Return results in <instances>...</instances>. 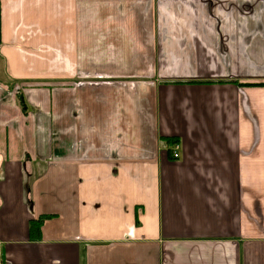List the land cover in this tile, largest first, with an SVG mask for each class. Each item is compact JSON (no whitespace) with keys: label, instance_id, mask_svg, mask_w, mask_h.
Wrapping results in <instances>:
<instances>
[{"label":"crops","instance_id":"1","mask_svg":"<svg viewBox=\"0 0 264 264\" xmlns=\"http://www.w3.org/2000/svg\"><path fill=\"white\" fill-rule=\"evenodd\" d=\"M0 252L264 264V0H0Z\"/></svg>","mask_w":264,"mask_h":264},{"label":"trees","instance_id":"2","mask_svg":"<svg viewBox=\"0 0 264 264\" xmlns=\"http://www.w3.org/2000/svg\"><path fill=\"white\" fill-rule=\"evenodd\" d=\"M20 99H21L22 105H24L25 104V101H24V98H23L22 95H20ZM39 228H40V224L39 223H32L31 226H30L31 232L34 231V230H37L38 231Z\"/></svg>","mask_w":264,"mask_h":264},{"label":"built area","instance_id":"3","mask_svg":"<svg viewBox=\"0 0 264 264\" xmlns=\"http://www.w3.org/2000/svg\"><path fill=\"white\" fill-rule=\"evenodd\" d=\"M174 158H176V159H178V157H179V145L178 144H176V145H174ZM2 258H3V256H2V253L0 252V264H2Z\"/></svg>","mask_w":264,"mask_h":264}]
</instances>
